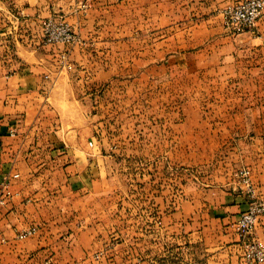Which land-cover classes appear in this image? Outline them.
I'll return each mask as SVG.
<instances>
[{
  "label": "crops",
  "instance_id": "1",
  "mask_svg": "<svg viewBox=\"0 0 264 264\" xmlns=\"http://www.w3.org/2000/svg\"><path fill=\"white\" fill-rule=\"evenodd\" d=\"M56 1L0 0V182L11 171L19 173V178L9 179L14 196L0 205V264H42L47 258L55 264H159L158 216L152 204L143 231L140 221L135 231L118 230L116 235L97 225L104 217L99 208L107 204L94 198L106 185L100 165L105 156L90 136L83 135L87 123L78 120L71 69L80 44H43L41 38L47 12L66 6ZM86 1V8L101 13L124 3ZM193 1L207 11L203 14L221 15L240 0ZM215 28L218 36H229L214 41L219 43V58L246 53L245 76L252 92L264 96V11L251 33ZM61 52H67L70 67L59 60ZM262 103L215 106L217 142L228 144L231 167L221 171L215 185L205 184L208 188L187 200L193 215L187 210L180 215L175 236L165 232L160 255L166 259L184 254L185 264H249L241 255L237 224L249 195L238 171L247 168L254 194L264 196V98ZM79 193L84 198L78 199ZM171 215L166 214L169 219ZM26 228L35 232L19 238ZM255 235L264 243L263 218ZM114 238L118 242L109 243Z\"/></svg>",
  "mask_w": 264,
  "mask_h": 264
},
{
  "label": "rangeland",
  "instance_id": "2",
  "mask_svg": "<svg viewBox=\"0 0 264 264\" xmlns=\"http://www.w3.org/2000/svg\"><path fill=\"white\" fill-rule=\"evenodd\" d=\"M123 1L101 13L86 0H57L66 6L47 12L41 27L48 18L64 21L80 44L71 69L78 120L105 156L106 185L94 198L107 204L97 225L116 235L140 221L143 231L152 204L158 263L185 264L184 254L160 255L165 232L179 233L180 215H193L187 200L231 167L228 144L217 142L215 106H263L264 96L245 76L246 53L219 58L214 41L229 37L215 28L225 26L222 12L203 14L193 0Z\"/></svg>",
  "mask_w": 264,
  "mask_h": 264
},
{
  "label": "built area",
  "instance_id": "3",
  "mask_svg": "<svg viewBox=\"0 0 264 264\" xmlns=\"http://www.w3.org/2000/svg\"><path fill=\"white\" fill-rule=\"evenodd\" d=\"M264 11V0H240L235 4L225 7L222 16L225 26L233 32H253L257 20ZM42 43H66L76 41L71 27L64 21H55L50 18L45 20L42 27ZM62 64L67 62V52L60 54ZM70 67V66H68ZM12 133V132H11ZM239 181L245 186L249 195L247 208L238 218V234L240 236V249L243 260L249 264L264 263V243L255 235L256 224L259 219H264V196L255 195L249 180V170L243 168L238 171ZM19 178V173L11 171L0 182V205L7 203L14 196L10 188L9 179ZM35 232V228H26L18 233V237H26ZM42 264H54L51 258L44 260Z\"/></svg>",
  "mask_w": 264,
  "mask_h": 264
}]
</instances>
